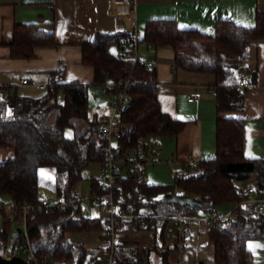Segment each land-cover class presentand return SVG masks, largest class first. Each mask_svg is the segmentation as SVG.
<instances>
[{
    "label": "trees",
    "instance_id": "1",
    "mask_svg": "<svg viewBox=\"0 0 264 264\" xmlns=\"http://www.w3.org/2000/svg\"><path fill=\"white\" fill-rule=\"evenodd\" d=\"M53 24V23H51ZM43 23H20L13 28L10 57L30 59L35 48L57 45L54 31H46ZM137 33V32H136ZM135 31L97 33L93 41L81 44L82 61L93 69V81H66V66L49 71V83L38 97L20 94L17 86L3 85L0 90V149H11L10 160H0V204L38 205L39 174L43 168L55 170L57 203L29 214L27 231L37 252L38 264H90L95 253L85 246L69 242L68 233L105 231L102 237L104 257L109 251V223L99 217L84 215L75 187L83 170L93 163L103 165L108 157L107 142L98 130L99 114H90L89 90L109 80L130 77L125 90L127 105L120 119L130 128L120 139L123 150L134 151L138 145L149 150V138L179 134L187 121L172 118L159 101V80L156 68L134 59ZM264 40V11H257L255 24L244 26L230 19L215 23L214 35L208 36L194 28H182L175 19H149L142 37L137 34L138 47H170L176 68L207 73L215 77L214 89L218 113L238 112L244 107L248 90L239 87L241 76L248 75L247 57L252 42ZM117 47V53L111 51ZM116 89H114L115 91ZM74 135L67 137L66 129ZM216 155L200 160L197 168L182 162L180 173L172 184L149 183L145 161L123 164L111 190L118 217L115 232L136 227L153 231L155 241L148 247L136 243H117L114 264H172L169 251L162 248L164 232L172 218L195 217L201 209L215 213L219 205L233 203L236 218L229 223L216 221L209 230L214 243L215 264H250L252 252L249 239L262 238L264 210L251 204L241 209V189L235 182L249 185L255 178L264 189V158H247L244 154V120L239 117H218L215 125ZM153 162V161H152ZM89 200L107 211L103 196L110 190L99 178L90 180ZM190 196L205 206L162 202L164 196ZM98 196V201L94 200ZM137 219H122V214ZM3 219L0 243L18 237V229ZM188 234L178 237L176 250L183 252ZM135 246L140 251L132 253ZM179 264V263H176Z\"/></svg>",
    "mask_w": 264,
    "mask_h": 264
},
{
    "label": "crops",
    "instance_id": "2",
    "mask_svg": "<svg viewBox=\"0 0 264 264\" xmlns=\"http://www.w3.org/2000/svg\"><path fill=\"white\" fill-rule=\"evenodd\" d=\"M128 11L125 6H114L112 0H0V85L17 86L20 94L38 97L43 91L38 85H47L49 71L58 69L61 64L66 66V81L90 84L94 72L91 66L82 61L81 44L93 41L97 33L136 30L142 37L147 20L170 18L175 19L182 28L198 29L213 36L215 23L219 19L253 26L256 12L264 11V0H137L135 15H130ZM20 23H43L44 30L55 32L57 45L36 47L34 58H11L9 45L13 39V28ZM141 45L146 49L144 62L157 60L155 68L160 82L159 101L162 109L174 119L187 121L185 128L177 135L148 140L149 150L158 151L155 160L162 157L180 169L182 162H198L215 157V125L218 117L242 118L245 156L264 158V40L252 42L249 48L246 63L252 87L247 91L243 109L225 113L217 112L215 94L208 91L215 83L213 75L174 68V53L170 47L153 48L154 55L151 56V48ZM24 80H28L29 85H24ZM196 90L201 92V98L197 102H189L188 96ZM92 95V100L102 103L95 109L99 117L107 114L106 98L98 93ZM13 156V150L0 149V160H10ZM93 164L100 171L96 176L99 178L102 166ZM250 183H255V178ZM89 191L88 198L91 188ZM77 197L82 199L79 195ZM234 209V204L222 205L216 208L215 213L217 216L234 214ZM213 216L212 211L201 209L197 216L185 217V228L180 218H172L168 222L165 236L169 229L175 240L177 234L186 230L190 238L185 252L180 255L182 263L200 260V264H215L214 243L209 239ZM107 217L105 212L104 223ZM104 235L105 231L78 232L68 233L66 238L69 242L97 252L89 260L90 264H104ZM251 240L257 241L250 247ZM154 241L153 231H142L136 227L118 233L119 243L148 247ZM247 246L253 257L250 264H264V232L262 238L249 239Z\"/></svg>",
    "mask_w": 264,
    "mask_h": 264
},
{
    "label": "built area",
    "instance_id": "3",
    "mask_svg": "<svg viewBox=\"0 0 264 264\" xmlns=\"http://www.w3.org/2000/svg\"><path fill=\"white\" fill-rule=\"evenodd\" d=\"M114 6H125L128 8L130 15H135L137 8V0H112ZM136 33V30H134ZM134 48L135 62L138 61V44H137V33L134 36ZM157 64L156 59H151L146 62L149 68H154ZM176 68V66H174ZM24 85H29L28 80L23 81ZM131 84L130 77H119L114 80H109L101 86V93L106 98V106L109 108L107 114L99 117L98 130L102 137L107 142V152L108 157L105 161L102 173L99 177L102 186L108 188L110 191L103 196V200L107 206V221L109 223V251L104 264H114V253L116 251V245L118 242V234L115 232L114 226L118 214L116 213L115 206L113 203V195L111 190L113 189V184L120 173L123 164H141V162H152L153 159L158 155V151L154 153L147 152L143 145H138L134 151L123 150L120 145V139L130 128L129 124L124 123L120 119L121 112L125 109L127 105V96L125 90ZM47 85H38L40 89H44ZM0 85V90L3 88ZM239 87L244 90H248L252 87V80L248 75L241 76L239 80ZM114 89H116L114 91ZM208 91L214 94V89L209 88ZM202 94L200 91L196 90L188 96L189 102H197L201 98ZM190 166L192 168H197V161H190ZM241 189V201L238 203V207L241 209L245 204H251L254 206L256 211L264 210V189L253 185H242ZM90 198V197H89ZM98 196H94V200L98 201ZM79 200V198H78ZM52 204L48 199H43L38 205L26 204L22 207H17L16 204H0V214L5 217V219L13 224H18V237L8 239L6 245L2 248L0 254L10 259L15 255L21 256L28 264H38L37 252L34 249L27 231V218L29 214H33L37 210H42L47 208ZM131 209H129V214H122V219H137V216L132 215ZM236 214H226L221 216H213L211 218L212 223L216 221L221 223H229L234 221ZM182 227L187 226L185 222V217L180 218ZM13 229H16L14 226ZM140 251L139 246H135L132 253Z\"/></svg>",
    "mask_w": 264,
    "mask_h": 264
},
{
    "label": "rangeland",
    "instance_id": "4",
    "mask_svg": "<svg viewBox=\"0 0 264 264\" xmlns=\"http://www.w3.org/2000/svg\"><path fill=\"white\" fill-rule=\"evenodd\" d=\"M143 35V33H142ZM151 50V56H153V48L150 47ZM111 51L113 53H117V47H112ZM145 51L146 49H144L143 45H140L138 47V55H139V60L140 61H144L143 56L145 55ZM136 53V51H135ZM134 53V54H135ZM44 91L41 92V95L43 94ZM92 93H98L99 95L102 94L101 93V87L97 86L96 88H90L89 94H90V114L91 116L93 115L95 109H97V107L99 105H101L102 103L99 102H95V100L92 98H94V96L92 95ZM106 106V105H105ZM109 108L106 106V113H108ZM102 116V115H101ZM65 135L67 137H72L74 135V131L73 129L69 128L65 130ZM160 137H157L156 139L158 140ZM154 138H149V142L153 141ZM153 162H148L146 163L145 166V175H146V179L149 183L152 184H172L174 182V178L175 175L178 173H180V169L177 168L173 163H167L168 160H163L162 157H159L158 159H153ZM161 160V161H160ZM162 164V165H160ZM99 170L97 169L96 165L93 164L91 166H88L82 173V179L79 181V183L76 185L75 187V194L79 197H82L81 200V207H82V211L84 213V215L86 216H90V217H99L101 218L102 222L104 223V217H105V212L106 210L104 208H102L99 204L97 203H93L89 200L88 196L90 194V185H89V181L92 178H96V176L99 174ZM55 178H56V173L54 169L51 168H43L40 170V174H39V193L41 197H45V199L47 198L50 203L52 205L57 203L58 200V195L56 192V185H55ZM236 185H238L239 187L244 185V183H238L235 182ZM248 185V184H247ZM249 185H253L252 183L249 182ZM222 205H229L232 206L233 203H226V204H222ZM219 205V206H222ZM218 206V208H219ZM5 219V217L3 215L0 214V230L2 229L3 226V219ZM6 220V219H5ZM7 221V220H6ZM16 229H18V224L13 225ZM181 234H177V238L175 240L172 239V233H170V230L168 229V231L166 232V236L164 238L163 244H162V248L166 249L169 251V261L172 264H200V260H196L195 262H193L192 260H189L187 263H182L180 261V255L183 254L186 250V244L188 242V240L190 239L189 237L187 238V242L185 244V248L183 252H178L175 248L176 243L178 241V237ZM257 240H251L250 243V247L251 244H253L254 242H256ZM2 243H0V252L2 250ZM1 255V254H0ZM93 256H91L89 259H91ZM105 259V258H104ZM202 260V259H201Z\"/></svg>",
    "mask_w": 264,
    "mask_h": 264
},
{
    "label": "water",
    "instance_id": "5",
    "mask_svg": "<svg viewBox=\"0 0 264 264\" xmlns=\"http://www.w3.org/2000/svg\"><path fill=\"white\" fill-rule=\"evenodd\" d=\"M162 202H177L181 205H194V206H200L203 207L205 204L196 198L190 197V196H181V195H175V196H169L166 195L163 198H161ZM0 264H28L21 256L15 255L10 259H7L0 255ZM202 264V262H201Z\"/></svg>",
    "mask_w": 264,
    "mask_h": 264
}]
</instances>
